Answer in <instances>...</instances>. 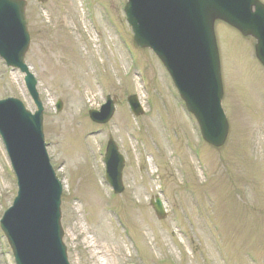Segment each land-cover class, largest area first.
<instances>
[{
	"label": "rangeland",
	"instance_id": "obj_1",
	"mask_svg": "<svg viewBox=\"0 0 264 264\" xmlns=\"http://www.w3.org/2000/svg\"><path fill=\"white\" fill-rule=\"evenodd\" d=\"M25 1V62L44 107L47 153L64 186L70 264H264V70L255 41L215 25L229 122L216 150L201 141L157 58L133 48L125 0ZM23 77L0 60V100L16 98L33 112ZM134 94L144 109L139 118L125 99ZM106 96L115 111L98 126L88 110ZM109 137L125 159L124 191L115 197L103 180ZM15 192L0 142V217ZM155 196L163 219L149 205ZM0 264H14L1 230Z\"/></svg>",
	"mask_w": 264,
	"mask_h": 264
},
{
	"label": "water",
	"instance_id": "obj_2",
	"mask_svg": "<svg viewBox=\"0 0 264 264\" xmlns=\"http://www.w3.org/2000/svg\"><path fill=\"white\" fill-rule=\"evenodd\" d=\"M25 5L22 0H0V57L7 66L25 74L26 87L37 108L31 115L19 101H0V136L19 188L1 228L16 264H67L61 243V185L44 149L43 109L36 82L24 64L29 43ZM124 11L134 34V47L155 53L195 117L204 141L221 147L228 124L220 107L222 84L214 23L223 21L243 36L256 39V56L264 67V6L258 0H128ZM129 103L135 114L141 113L134 97ZM112 113L113 103L108 99L101 111H91L90 117L106 123ZM123 163L110 140L105 155L106 179L115 193L122 191ZM151 205L159 217L164 215L159 201Z\"/></svg>",
	"mask_w": 264,
	"mask_h": 264
},
{
	"label": "bare ground",
	"instance_id": "obj_3",
	"mask_svg": "<svg viewBox=\"0 0 264 264\" xmlns=\"http://www.w3.org/2000/svg\"><path fill=\"white\" fill-rule=\"evenodd\" d=\"M89 245V244H88ZM90 245H91V243H90ZM91 246H93V245H91Z\"/></svg>",
	"mask_w": 264,
	"mask_h": 264
}]
</instances>
